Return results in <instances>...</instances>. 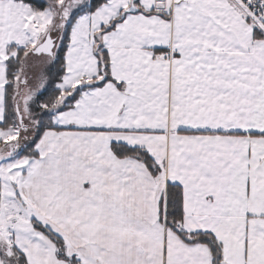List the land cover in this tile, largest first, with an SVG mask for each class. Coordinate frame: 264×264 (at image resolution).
I'll return each instance as SVG.
<instances>
[{"label":"snow or ice","instance_id":"obj_1","mask_svg":"<svg viewBox=\"0 0 264 264\" xmlns=\"http://www.w3.org/2000/svg\"><path fill=\"white\" fill-rule=\"evenodd\" d=\"M0 264H264V0H0Z\"/></svg>","mask_w":264,"mask_h":264}]
</instances>
